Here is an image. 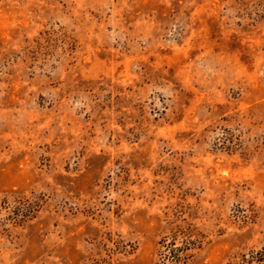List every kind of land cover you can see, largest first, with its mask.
<instances>
[{"label": "rangeland", "instance_id": "obj_1", "mask_svg": "<svg viewBox=\"0 0 264 264\" xmlns=\"http://www.w3.org/2000/svg\"><path fill=\"white\" fill-rule=\"evenodd\" d=\"M264 264V0H0V264Z\"/></svg>", "mask_w": 264, "mask_h": 264}, {"label": "trees", "instance_id": "obj_2", "mask_svg": "<svg viewBox=\"0 0 264 264\" xmlns=\"http://www.w3.org/2000/svg\"><path fill=\"white\" fill-rule=\"evenodd\" d=\"M180 236H185V233L178 228L171 231L170 236H164L161 239L160 244L164 248L161 252V257L164 260L163 264H184L190 257L187 251L191 249L193 242L185 238L178 244ZM262 251L256 258L259 261H264V249Z\"/></svg>", "mask_w": 264, "mask_h": 264}]
</instances>
